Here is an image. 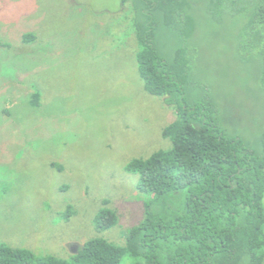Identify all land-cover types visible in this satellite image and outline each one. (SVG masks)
I'll return each mask as SVG.
<instances>
[{"label": "rangeland", "instance_id": "374dc122", "mask_svg": "<svg viewBox=\"0 0 264 264\" xmlns=\"http://www.w3.org/2000/svg\"><path fill=\"white\" fill-rule=\"evenodd\" d=\"M206 4L194 80L222 118L255 137L263 54L242 43L245 11ZM134 13L133 0H0V244L71 259L94 237L124 244L144 218L139 175L126 167L171 147L163 132L177 111L146 89ZM159 44L173 57L181 42L164 31ZM105 199L119 223L103 230L95 219Z\"/></svg>", "mask_w": 264, "mask_h": 264}, {"label": "trees", "instance_id": "16d2710c", "mask_svg": "<svg viewBox=\"0 0 264 264\" xmlns=\"http://www.w3.org/2000/svg\"><path fill=\"white\" fill-rule=\"evenodd\" d=\"M126 2L127 0H123ZM207 0H133L137 60L146 89L177 111L163 135L168 149L135 157L126 169L139 175L145 215L124 244L87 240L71 259L0 244V264H263L264 128L248 137L222 118L210 89L193 77L195 36ZM245 18L242 43L264 57V0H208ZM181 42L168 57L159 33ZM36 35H25L27 41ZM40 92L33 105L39 104ZM110 199L96 215L99 229L119 223Z\"/></svg>", "mask_w": 264, "mask_h": 264}]
</instances>
